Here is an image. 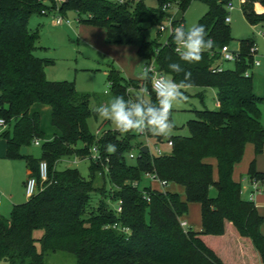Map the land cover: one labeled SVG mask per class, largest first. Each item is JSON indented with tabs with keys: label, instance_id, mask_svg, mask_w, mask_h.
<instances>
[{
	"label": "trees",
	"instance_id": "1",
	"mask_svg": "<svg viewBox=\"0 0 264 264\" xmlns=\"http://www.w3.org/2000/svg\"><path fill=\"white\" fill-rule=\"evenodd\" d=\"M43 1L52 4V0H0V120L5 125L0 139L4 158L22 161L37 183L32 197L12 205L7 218L0 216V264H45L46 255L56 253L70 255L74 264H223L205 238L223 236L227 223L264 264V236L259 232L262 217L252 202L241 199L240 184L231 180L244 145H252L254 156L264 148L261 98L252 91L251 75L244 76L251 69L253 41L238 40V58L232 68L212 72L218 50L232 41L224 23L225 6L231 0H199L205 11L195 25H204L206 39L211 38L215 47L195 64L179 60L171 34L163 45L147 41L141 28V24L160 25L171 10L178 14L172 28L182 25L193 0H155L154 8L146 7L142 0H62L57 6L61 15L73 12L77 23L103 29L106 44L134 47L143 63L153 61L168 79L180 82L184 72H189L188 87L214 91L215 110L193 111L194 119L185 123L186 136L149 138L156 143L170 142L169 154L160 156L141 153L138 147L142 143L134 144L139 135L134 132L116 138L106 131L95 140L86 126V120L95 115L89 108V96L77 93L72 83L46 80L44 69L52 60L34 56L38 35L27 28L30 16H40L46 8ZM239 1L241 16L249 26L264 24V12L253 11L255 3L264 10V0ZM166 5L169 9H162ZM172 62L181 63L184 72H171L168 65ZM105 72L109 98L128 99L143 89V98L155 103V93L146 80L124 79L112 66ZM33 104L50 110V125L58 134L49 141L43 140L39 115L29 113ZM33 142L39 143L38 158L21 155L20 150ZM94 144L100 160L89 161L88 179L75 169L56 170L63 158L84 159ZM109 144L116 146L114 153L106 151ZM136 149L133 164H127L125 157ZM206 159L214 160V169ZM40 161L47 167L43 182L37 177ZM146 173L181 188L182 196L152 189L149 184L139 189ZM95 175L106 178L110 191L93 187ZM246 177L264 184V173L256 172L253 162ZM133 182L136 187L131 186ZM94 192L99 198L90 204ZM107 200L120 202L118 214ZM189 203L199 207V230L195 232L179 226ZM36 231L41 232L37 238L33 236Z\"/></svg>",
	"mask_w": 264,
	"mask_h": 264
},
{
	"label": "rangeland",
	"instance_id": "2",
	"mask_svg": "<svg viewBox=\"0 0 264 264\" xmlns=\"http://www.w3.org/2000/svg\"><path fill=\"white\" fill-rule=\"evenodd\" d=\"M114 1V0H107ZM146 7L154 8L156 6L155 0H142ZM62 0H52V4L49 1H43L46 8L40 13L41 15H31L27 21V28L30 31H36L38 40L36 42V51L34 56L43 57L52 60V65L44 69L45 78L48 81H65L72 83L75 91L80 94L89 96V108L93 111V108L101 104H107L111 98L107 95V83L105 82V71L108 66H112L118 70L122 77L125 79L135 78L140 74V64L135 63V54L128 53L130 49H124L123 47H111L105 45L103 38L99 33H88L89 26L78 25L74 22L76 20L75 14L69 12L65 15H61L57 12V6ZM233 11L229 13L230 23L229 35L231 38L230 48H235L236 42L243 38H251L253 40V46L255 49V59L259 62V66L249 70L251 74V87L254 95L261 98V104L259 106L260 114L264 117V40L263 36L258 33L264 34V25L262 26H249L242 18L239 10L238 0H231ZM205 7L199 0H193L183 15V26L187 29L195 25L197 19L204 13ZM167 15L172 20H178V14L175 10L167 12ZM56 17L62 18V20L68 21L69 26L65 24L61 26H54L53 19ZM162 24V23H161ZM165 25V23H163ZM158 26H150L148 24H141L144 38L147 41H157L159 44H163L168 36L167 31L158 34ZM96 28V27H92ZM99 29V28H98ZM96 30V29H93ZM94 32V31H91ZM41 49H38V48ZM224 69H231V63H223ZM121 69L123 70L121 73ZM186 100L180 105L174 106L171 112V119L174 121L175 127L171 136H186L187 130L185 123L188 120L194 119L193 111H200L203 109L214 111V98L215 93L210 88L189 87L184 89ZM91 96H95L94 100ZM86 126L88 131L93 134L96 129H101L104 133L106 131L111 132L116 138H122L125 134H121L114 131V126L110 121L103 120L95 113L94 117L91 116L86 120ZM41 127L44 129V135L49 136L51 125L48 120L42 121ZM168 137H162L167 139ZM145 137L138 135L133 139L134 144L137 142L145 144ZM148 145L149 155L157 156L155 149L161 151L163 155H167L170 152L166 143H156L154 139H146ZM129 153L134 154L135 151L131 150ZM28 154L34 159L39 156V148L36 146H30L28 148ZM127 164H133V159L125 157ZM88 165L89 161L84 159H78L74 156L61 159L55 166L56 170H63L65 168L75 169L79 176L83 179H88ZM14 166H19L20 170H23V163H14ZM5 170L0 165V177L5 175ZM1 182V179H0ZM3 184V183H1ZM149 182L142 180L139 189L148 185ZM4 189L3 186L0 185ZM93 187L96 189L103 188L106 192L110 191L111 186L107 182L106 178H101L95 175L93 181ZM152 189H159L156 183H151ZM169 191H172L182 196L181 188L177 186L166 187ZM18 191H16L17 194ZM22 192V191H21ZM210 196H213L214 191L210 189ZM17 196V195H15ZM23 196V194H22ZM90 204H95L99 195L94 192L91 195ZM14 201V200H12ZM22 201L21 198L19 200ZM0 209V216L7 218L10 205L4 200ZM111 207L113 202L106 201ZM181 220L187 223V227L190 230H195L199 227V207L196 203H189L187 206V213L181 218ZM40 231L33 233L35 238L40 236ZM37 247V245H36ZM45 264H74V260L70 255L63 253L48 254L45 257Z\"/></svg>",
	"mask_w": 264,
	"mask_h": 264
},
{
	"label": "clouds",
	"instance_id": "3",
	"mask_svg": "<svg viewBox=\"0 0 264 264\" xmlns=\"http://www.w3.org/2000/svg\"><path fill=\"white\" fill-rule=\"evenodd\" d=\"M170 34L175 43V52L179 60L185 64L198 63L205 52H211L215 47V42L211 38L206 39L204 25H193L187 29L183 25H177L171 29ZM168 69L177 74L184 72V68L178 62L170 63ZM184 74L185 79L176 82L166 76L154 75L151 65L146 64L143 75L155 93V103L145 100L142 95L129 96L128 99L116 96L107 104L96 106L93 111L99 118L110 121L114 131L121 134L134 132L146 139L170 137L175 127L171 119L172 109L186 100L184 89L189 86L188 79L191 73ZM106 151L114 153L116 146L109 144Z\"/></svg>",
	"mask_w": 264,
	"mask_h": 264
},
{
	"label": "crops",
	"instance_id": "4",
	"mask_svg": "<svg viewBox=\"0 0 264 264\" xmlns=\"http://www.w3.org/2000/svg\"><path fill=\"white\" fill-rule=\"evenodd\" d=\"M238 2L240 4L239 0ZM253 11L255 14H261L264 12L263 8L257 3L253 4ZM74 22L78 25H82V24L77 23L76 20H74ZM262 25H259V26H262ZM255 26H258V25H255ZM89 27H90L89 30H86L88 31V33L93 34V35L95 34V32L99 33V35L101 36V38H103V41H104L105 36H104L103 29L92 28L91 26ZM93 29H96V30H93ZM91 31H94V32H91ZM243 39H246V38H243ZM263 40H264V34H263ZM237 44L238 43L236 42L235 48H237ZM105 45L111 46V47L115 46V47H123L124 49H127V48L130 49L128 53L135 54V61H136L135 63L140 64V67H142L143 62L136 56L134 47L116 46V45H111V44H106V43ZM38 49H41V48L39 47ZM122 71L123 70L121 69V73ZM249 75L251 74L249 73ZM128 79L140 81L142 79L141 70H140V74H138L137 77L131 78V79L128 78ZM188 88L189 87H187L186 89ZM216 106L217 104L214 98V107L216 108ZM29 113H37L39 115L40 130L42 132L44 141H49L53 138V136L58 134L57 131L53 127H51L49 136H45L44 129L41 127V118H42V121L44 119V120H48L50 123V110L48 107L42 106L39 104H33L29 109ZM260 123H261V126L264 128V117L261 116V114H260ZM25 153L28 154V149L25 150ZM19 162H22V161H18V160L12 161V160H6L4 158V141L0 139V165L5 170L4 172L5 175L0 177L1 179L0 185H5L3 186L4 189L1 188L0 186V201L4 200L6 203H9V204H11V202H14V204L17 205V204L24 203L27 200L23 194V186H24L25 180L29 177V172L25 169L23 162H22L23 170H20L19 166H14V163H19ZM205 162L209 163L214 169L215 163L213 159H206ZM251 162H253V167L256 172L264 173V148L261 154L254 156L252 145L251 144L244 145L240 161L236 163L232 168L231 180L233 182H237L240 184L241 199L252 202L257 214L262 217V224L259 228V232L262 236H264V184L261 185L256 182L249 181L247 179L246 174H247V170ZM213 177L215 179V174L213 175ZM149 186L151 187V184H149ZM168 186H171V185H168ZM156 190H158V188ZM165 190H169V189L165 188L163 191ZM16 191H18L17 194H16ZM20 198L22 200L21 202L19 201ZM1 206H2V203H0V209H1ZM11 206L12 205H10V207ZM180 221L185 223L186 229H189L185 221L181 219ZM198 230H199V227L197 226L196 229L192 231L195 232ZM205 241H206V244L213 249L214 254L219 258V260L223 264H261L258 256L251 249L249 243L246 240L239 238L237 234L235 233L234 229L228 223L225 224L223 236L215 237V238L206 237Z\"/></svg>",
	"mask_w": 264,
	"mask_h": 264
},
{
	"label": "built area",
	"instance_id": "5",
	"mask_svg": "<svg viewBox=\"0 0 264 264\" xmlns=\"http://www.w3.org/2000/svg\"><path fill=\"white\" fill-rule=\"evenodd\" d=\"M162 9L168 10L169 9V6L166 5ZM225 10L227 12V15L224 18V23L225 24H228L229 21H230V19H229V13L233 10V6H232L231 2L227 3V5L225 6ZM171 22H172V19L171 18H167L163 22V23H165V25H163V23L160 24V25H158V27H157V33L158 34H161V33L165 32V31H167L168 36H169L170 33H171V29H173L172 26H171ZM63 24H65L66 26H69V22L68 21H65V20H62V18H60V17H56V18L53 19V25L54 26H61ZM258 34L261 35V36H263V33H260L259 32ZM164 44H166V41L163 43V45ZM173 52L176 54V52H175V45H174V48H173ZM249 56L251 57V69L258 67L259 66V62L256 61V59H255V49H254V46H251L250 47V49H249ZM237 58H238V49L237 48H230L229 46H222L218 50V61H217L216 65L212 68V72H220L221 70L224 69L222 67V64L223 63H231V64H233L235 61H237ZM146 64L147 65H151L152 72H153L154 75H156V76H165L164 74H162L157 69V67L155 66V64H154L153 61H149V62H145V63L142 64V67H141L142 79L140 80L141 82L142 81H145V78H144V75H143V69H144V66ZM248 75H249V70H247L244 73V76L245 77L248 76ZM149 88L152 91V87H151V84L150 83H149ZM145 94H146V92L143 89L138 90V95H142L143 96ZM4 126L5 125H4L3 121L0 120V129H3ZM102 134H103V132L101 131V129H96L95 132L93 133V136H94L95 140H97V139H99L101 137ZM32 145L33 146H38L39 143L38 142H33ZM166 145H167V147H169L170 146V142H167ZM141 147L146 148V152L149 153V151H148V145L146 143V139H145V144L142 143L138 148L140 149ZM139 149L134 150L135 151L134 154L128 153L127 158L128 159H134V158H136V156L138 155V150ZM154 149H155V153L157 154V156L163 155L159 149H157V148H154ZM85 158L88 161H92L93 163L99 162V160H100L99 151H98V148H97V146L95 144L92 145L88 149V154H87V156ZM104 171H106V169H104ZM46 173H47L46 164H45V162L40 161L38 163V165H37V177H38V179H39L40 182L45 181V179H46ZM142 179L145 180V181H148L149 184L156 183L157 186L159 187V189H158L159 191H163L168 186V184L166 182L157 179L154 174L146 173V174L142 175ZM131 186L132 187H136L137 186L136 182H133L131 184ZM36 191H37L36 179L34 177L29 176L25 180L24 186H23V194H24V197L26 199H28V198L32 197L36 193ZM110 209L114 213L118 214L120 212V202L119 201L115 202L113 204V206L110 207ZM179 226L183 230L186 229L185 228L186 225L182 221H179Z\"/></svg>",
	"mask_w": 264,
	"mask_h": 264
},
{
	"label": "water",
	"instance_id": "6",
	"mask_svg": "<svg viewBox=\"0 0 264 264\" xmlns=\"http://www.w3.org/2000/svg\"><path fill=\"white\" fill-rule=\"evenodd\" d=\"M139 151H140L141 153H146V148L141 147ZM20 154H21V155H22V154H25V149H24V148H22V149L20 150Z\"/></svg>",
	"mask_w": 264,
	"mask_h": 264
}]
</instances>
